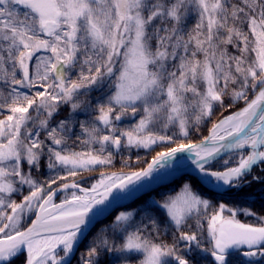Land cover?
<instances>
[{"label": "snow or ice", "instance_id": "obj_1", "mask_svg": "<svg viewBox=\"0 0 264 264\" xmlns=\"http://www.w3.org/2000/svg\"><path fill=\"white\" fill-rule=\"evenodd\" d=\"M257 189L264 0H0V264H264Z\"/></svg>", "mask_w": 264, "mask_h": 264}, {"label": "trees", "instance_id": "obj_2", "mask_svg": "<svg viewBox=\"0 0 264 264\" xmlns=\"http://www.w3.org/2000/svg\"><path fill=\"white\" fill-rule=\"evenodd\" d=\"M143 154V153H142ZM150 159V157H149ZM113 170H119V162L117 163V168L116 169H113ZM179 183V182H177ZM170 187H172L171 185H167V186H163V187H160L157 192H153L152 195H156L157 196V199H159V195H158V192H165L167 191ZM206 191V189H205ZM257 191V195L254 197V200H255V205L254 207L259 210L261 208H264V194L260 193L259 189L256 190Z\"/></svg>", "mask_w": 264, "mask_h": 264}]
</instances>
